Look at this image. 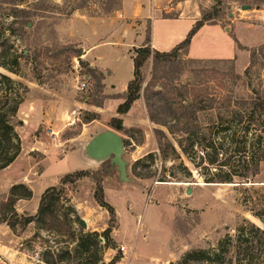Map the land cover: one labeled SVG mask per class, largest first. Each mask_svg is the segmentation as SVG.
Instances as JSON below:
<instances>
[{
    "label": "rangeland",
    "instance_id": "rangeland-1",
    "mask_svg": "<svg viewBox=\"0 0 264 264\" xmlns=\"http://www.w3.org/2000/svg\"><path fill=\"white\" fill-rule=\"evenodd\" d=\"M107 5L117 10L105 12ZM215 5L216 0H0V110L10 114L17 153L0 169V219L9 210L4 204L12 186L31 191L14 208L33 216L41 195L63 175L92 173L65 188L39 238H33L35 223L16 233L0 223V264H45L49 250L61 253L59 261L54 256L57 264H202L186 256L215 248L243 219L264 230L252 215L264 209V163L252 183L206 184L202 178L200 90L248 97L252 89H264V0ZM214 7L216 24L193 43L200 57L181 50L157 74L150 59L142 69L140 99L127 114H116L133 79L134 50L146 45L172 51ZM180 97L195 106L188 129L196 134L189 141L183 120L176 119ZM114 117L124 128L118 133L126 180L115 165L84 153L93 137L111 129ZM150 117L167 118L173 133ZM156 130L166 140H158ZM178 141L192 143L189 157ZM96 180L114 209L112 223L95 200ZM110 224L112 244L106 248L102 233ZM94 232L101 240L98 251L76 250L78 236Z\"/></svg>",
    "mask_w": 264,
    "mask_h": 264
},
{
    "label": "trees",
    "instance_id": "trees-1",
    "mask_svg": "<svg viewBox=\"0 0 264 264\" xmlns=\"http://www.w3.org/2000/svg\"><path fill=\"white\" fill-rule=\"evenodd\" d=\"M221 1L216 0V5L219 6ZM114 10L117 8L110 5L105 8V12ZM213 12L212 15H204L199 21H196L185 39L170 52L155 51L146 45L134 50L133 79L127 83L124 101L118 105L116 114H127L132 105L140 99L144 82L142 69L146 63L151 59L154 74H157L159 66L174 61L178 52L187 50L191 39L200 28L204 25L216 24L218 12L215 7ZM193 62L191 60L189 63ZM6 80L10 81L8 78ZM202 84L205 83H201L200 86ZM232 85L234 86V83ZM178 107L180 113L176 119L183 120L184 129L182 132L186 134L185 141H189L196 134L193 130L188 129V126L195 120L193 116L195 106L193 103L187 102L184 97H180ZM9 116L10 114L7 112L0 110V169L10 165L17 155L14 150L16 135L13 125L9 122ZM201 120L205 121V124L201 125ZM151 121L164 126L169 133H173L171 127L168 126L167 118L162 120L151 118ZM109 127L116 132L124 131L120 118H112L109 121ZM155 133L158 140L161 138L166 140V135L162 131L156 130ZM177 144L182 153L189 157L187 150L192 146V143L184 146L182 141H178ZM170 146L175 152L173 145ZM104 162H108L110 165L109 160ZM262 163H264V89H252L251 95L248 97L233 95L231 90H228L225 95L208 93L207 89L200 90V168L205 170L202 177L204 183H252V180L259 175ZM91 176L92 173L86 170L63 175L57 186L46 189L41 195L37 212L33 216L20 215L14 208L16 200H28L31 191L23 185L12 186L4 204V207L9 210L5 215H2L0 223H5L12 233L24 231L31 223H35L37 232L33 238H39V229L46 226L47 216L53 217L54 203L61 199L65 188L73 187L83 178ZM96 186L95 200L109 213L112 223L115 216L114 209L104 200L100 181L96 180ZM18 189H23V193L16 194ZM252 215L264 225V209L257 210ZM112 228L113 225L110 224L102 233L105 237L103 247L107 248L112 244L107 237ZM98 237V233L95 232L80 234L77 238L76 250L85 253L97 252L101 245V240ZM60 255L61 253L55 254L49 250L44 253V263L57 264L54 256L59 261L60 258H63ZM186 258L190 261H200L202 264H264V230L243 219L234 229V234L224 235L217 242L215 248L200 249V251L189 253Z\"/></svg>",
    "mask_w": 264,
    "mask_h": 264
},
{
    "label": "water",
    "instance_id": "water-1",
    "mask_svg": "<svg viewBox=\"0 0 264 264\" xmlns=\"http://www.w3.org/2000/svg\"><path fill=\"white\" fill-rule=\"evenodd\" d=\"M242 10H248L249 6H241ZM123 137L116 131L109 129L93 137L85 146L84 153L89 160L106 161L109 160L111 166H116L120 178H125L126 164L122 159L124 152ZM82 228L86 227L84 220L80 221Z\"/></svg>",
    "mask_w": 264,
    "mask_h": 264
},
{
    "label": "crops",
    "instance_id": "crops-1",
    "mask_svg": "<svg viewBox=\"0 0 264 264\" xmlns=\"http://www.w3.org/2000/svg\"><path fill=\"white\" fill-rule=\"evenodd\" d=\"M177 21V20H176ZM189 26H190V22L187 24V28L185 29V31L186 30H188V28H189ZM209 26H211V25H204L202 28H200L199 30H198V32L193 36V38L191 39V42H190V44H189V46H188V48H189V56H190V58H192V59H194V58H199L200 56L199 55H197V54H195L196 52H194V50H193V43H194V41H195V39L197 38V36L199 35V33H201L202 31H204L205 29H207ZM214 27V26H213ZM185 31H184V33H185ZM209 35H211L209 32L207 33V36H209ZM224 36H226V37H228V35L227 34H225ZM225 37H223V38H221V39H224ZM179 42V41H178ZM176 44H178V43H176ZM234 45V44H233ZM157 49V48H156ZM192 53V54H191ZM200 53V52H199ZM231 57V55L228 57V58H225V59H232V58H230Z\"/></svg>",
    "mask_w": 264,
    "mask_h": 264
},
{
    "label": "built area",
    "instance_id": "built-area-1",
    "mask_svg": "<svg viewBox=\"0 0 264 264\" xmlns=\"http://www.w3.org/2000/svg\"><path fill=\"white\" fill-rule=\"evenodd\" d=\"M119 250H121L122 253H125L126 252V247L122 245V246L119 247Z\"/></svg>",
    "mask_w": 264,
    "mask_h": 264
}]
</instances>
